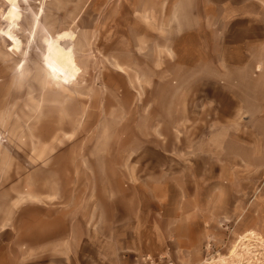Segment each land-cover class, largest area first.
<instances>
[{
  "label": "rangeland",
  "instance_id": "374dc122",
  "mask_svg": "<svg viewBox=\"0 0 264 264\" xmlns=\"http://www.w3.org/2000/svg\"><path fill=\"white\" fill-rule=\"evenodd\" d=\"M237 1L235 11H243L246 0ZM152 2L0 0V219L7 214L16 224L24 204L69 206L119 229L99 236L114 234L122 250L134 242L136 224L145 225L136 264H264V69L220 71L224 60L247 58L223 57L217 43L216 56L196 70L171 67L164 75V9ZM168 27L182 61L193 64L198 40L176 41L177 26ZM59 35L80 69L72 86L47 73ZM242 36L233 32L232 40ZM253 59L264 64V55ZM231 80L243 88H226ZM50 97L69 99L77 123L49 108ZM178 134L196 150L189 167L164 157V137L171 148ZM165 184L166 213L179 210L183 187L192 199L183 210L195 220L168 232L179 243L166 257L164 232L149 225L164 208L154 192Z\"/></svg>",
  "mask_w": 264,
  "mask_h": 264
},
{
  "label": "crops",
  "instance_id": "0c3cea01",
  "mask_svg": "<svg viewBox=\"0 0 264 264\" xmlns=\"http://www.w3.org/2000/svg\"><path fill=\"white\" fill-rule=\"evenodd\" d=\"M237 3V0H153L151 8L164 9V75L171 72V67L179 71L196 70V65L204 62V58L216 56L217 43L224 50V54L219 55L225 57L226 51H231L247 58V62L240 65L224 60L219 64L220 71L243 73L256 72L259 67L264 69V64L253 59L264 55V1L246 0L243 2V11H235ZM257 9L260 10L258 13ZM240 20L245 22V27L234 29V23ZM168 26H177V31H173L176 41L182 42L186 36L198 40L197 46H192L193 55L198 58L193 64L182 61L179 47L168 39L172 28ZM233 32L243 33L241 39L236 37L240 41L232 40ZM187 46L182 45L181 48ZM217 67L215 64L214 70L218 71ZM242 83L226 81L225 87L243 88ZM170 84L174 88H182L181 82L177 80H171ZM179 135L177 144L171 148L167 147L164 137V157L169 159L170 166L177 164L189 167L194 163L191 158L196 150L181 145ZM170 166L164 165V170ZM168 190L167 184L162 190H155L157 201L164 208L156 213L149 224L157 234L164 232L160 238L164 244V257L168 256L173 241L179 243L178 235L170 237L168 232H177L180 225H192L195 222L194 216H186L183 210L192 201L185 195L183 187L179 188L182 196L179 210L174 215L166 213L165 207L171 205V198L166 194ZM16 219L17 223L12 224L7 214L1 216L0 264H136L139 261L137 255H140L135 247L136 241L140 239L141 230L146 227L138 222L134 228V242L129 241L122 250L114 234L99 236L104 232L102 229L112 233L119 229L116 230L115 226L103 227L100 221L95 224L93 216L79 213L69 206L24 204L18 209Z\"/></svg>",
  "mask_w": 264,
  "mask_h": 264
},
{
  "label": "bare ground",
  "instance_id": "6f19581e",
  "mask_svg": "<svg viewBox=\"0 0 264 264\" xmlns=\"http://www.w3.org/2000/svg\"><path fill=\"white\" fill-rule=\"evenodd\" d=\"M14 9H16L14 7ZM11 10V21L18 17L15 10ZM10 40L13 42L11 50L16 54L19 50L18 41L9 34ZM65 35H59L57 43L50 45L48 56L45 59L48 75L61 86H72L80 74V69L75 61L71 48H64L59 41L65 39ZM49 108H57L65 113L67 118L77 123L76 114L73 112L69 103V99H60L58 97L49 98Z\"/></svg>",
  "mask_w": 264,
  "mask_h": 264
}]
</instances>
